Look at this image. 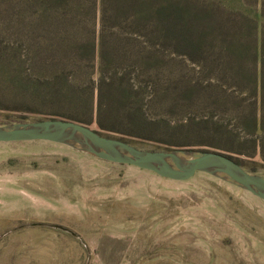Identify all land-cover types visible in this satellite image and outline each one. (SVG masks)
<instances>
[{
    "label": "rangeland",
    "instance_id": "374dc122",
    "mask_svg": "<svg viewBox=\"0 0 264 264\" xmlns=\"http://www.w3.org/2000/svg\"><path fill=\"white\" fill-rule=\"evenodd\" d=\"M216 1L258 19L253 0ZM7 12L0 8V127L72 119L143 151L221 152L264 176V68L249 58L216 66L180 39L163 44L159 68L120 54L103 68L85 55L58 66L48 43L26 44L50 27L33 26L19 5ZM211 39L201 42L210 54ZM97 103L106 128L94 121ZM77 139L0 142V264H264L263 200L208 171L175 181L108 162Z\"/></svg>",
    "mask_w": 264,
    "mask_h": 264
},
{
    "label": "trees",
    "instance_id": "16d2710c",
    "mask_svg": "<svg viewBox=\"0 0 264 264\" xmlns=\"http://www.w3.org/2000/svg\"><path fill=\"white\" fill-rule=\"evenodd\" d=\"M201 1L195 8L190 7L193 12L186 2L177 0H0V8L8 10L10 14H7L13 17L19 5L24 19H31L33 26L46 23L52 30L49 36H38L44 40L31 37V43L27 40L26 44L39 51L42 43H48L51 50L47 57L58 66L73 68L85 55L91 59L88 65L95 60L98 68H103L107 58L120 54L123 59L133 61L131 66L142 67L147 61L153 68H159L163 44L182 39L189 53L216 66L219 62L218 66L233 68L247 57L251 60L250 68H264V0H253L260 6L258 19L247 8H232L215 0ZM233 1L241 3V7L248 3V0ZM84 35L87 37L82 43L79 37ZM139 35L146 42L139 43ZM211 37L212 54L209 48L201 47V42ZM221 41L218 46L217 42ZM239 50L244 57L239 56ZM102 111L97 103L94 121L99 128L106 125ZM133 114L137 117V107L133 108ZM230 157L243 167L239 160Z\"/></svg>",
    "mask_w": 264,
    "mask_h": 264
},
{
    "label": "water",
    "instance_id": "95a60500",
    "mask_svg": "<svg viewBox=\"0 0 264 264\" xmlns=\"http://www.w3.org/2000/svg\"><path fill=\"white\" fill-rule=\"evenodd\" d=\"M77 143L95 157L151 171L175 181L208 171L251 192L264 201V176L247 172L230 156L217 151L171 149L143 151L117 138L101 135L89 126L64 119H44L0 127V142L68 141ZM184 156L180 158L177 154Z\"/></svg>",
    "mask_w": 264,
    "mask_h": 264
},
{
    "label": "bare ground",
    "instance_id": "6f19581e",
    "mask_svg": "<svg viewBox=\"0 0 264 264\" xmlns=\"http://www.w3.org/2000/svg\"><path fill=\"white\" fill-rule=\"evenodd\" d=\"M180 158H182V156H184L183 154H181V153H178L177 154Z\"/></svg>",
    "mask_w": 264,
    "mask_h": 264
}]
</instances>
